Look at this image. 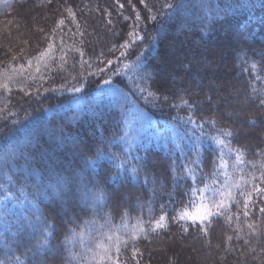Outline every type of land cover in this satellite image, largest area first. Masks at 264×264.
<instances>
[{"label":"trees","instance_id":"1","mask_svg":"<svg viewBox=\"0 0 264 264\" xmlns=\"http://www.w3.org/2000/svg\"><path fill=\"white\" fill-rule=\"evenodd\" d=\"M145 2L151 6L154 0ZM171 2L175 11L153 21L146 19L151 14L140 0H54V6L45 0H0V83L11 88H0V260L5 264L16 257L24 264H69L71 254L78 257L71 264H96V244L138 228V218L147 229L161 209L171 217L184 205L194 210L191 205L201 199L210 203L224 185L221 151L226 171L245 192L226 213L231 222L212 217L204 236L190 221L169 219L166 230L138 242L139 264H264V195L253 190L264 187V112L258 100L243 107L257 123L241 125L231 138V149L243 152L239 163L227 141L221 148L210 140L217 135L210 125L202 136L188 123L192 116L197 123L215 119L217 127H237L229 113L240 108L246 92L255 96L264 90V71L258 68L261 79L246 71L252 62L264 65V0ZM65 3L75 19L65 13V25L52 36L53 20L59 18L54 8ZM50 42L57 46L56 59L41 61L37 72L33 57ZM122 43L129 47L121 48ZM65 53L63 64L59 57ZM125 65L129 69L113 73ZM100 66L107 71L99 72ZM149 91L170 99L157 100ZM189 93L197 101L194 110L172 106ZM97 148L105 158L93 166ZM117 171L119 183L107 179ZM75 173L80 175L67 187L49 186L55 176ZM206 186V192L198 191ZM38 216L55 228L51 248L34 254L39 233L32 225ZM86 230L89 239L80 248ZM120 259L136 264L130 250Z\"/></svg>","mask_w":264,"mask_h":264},{"label":"snow or ice","instance_id":"2","mask_svg":"<svg viewBox=\"0 0 264 264\" xmlns=\"http://www.w3.org/2000/svg\"><path fill=\"white\" fill-rule=\"evenodd\" d=\"M45 3L48 6H54V0H45ZM140 3L144 5L145 8L148 9V12L151 14L150 18L151 20L155 21L157 19V15H171L167 10H173L175 11L176 5H174L171 0H154V3L150 6L148 3L145 2V0H140ZM60 7L63 8V12H60ZM119 7L123 8L124 5L120 4ZM55 12L59 14L58 19L53 20V28L51 29V35L55 36L58 29H62L65 25V20L67 17L65 16V13H67L68 17H72L75 19V12L73 11L72 7H69L66 3L62 4L60 6H56L54 8ZM155 10V12H154ZM154 12V14H153ZM127 19V17H125ZM141 19L139 13L136 15V20L139 21ZM77 28H79V25H77ZM38 32L43 33L45 31L44 27H37L36 29ZM81 36L84 35L83 32L80 33ZM133 35H137L138 33H133ZM140 39H143V37H140ZM63 43V41H62ZM121 48L127 49L129 47L128 43H122L120 45ZM54 50H57V46L54 45L53 42H50L47 44V47L40 51L39 56L33 57L37 61L36 71L38 72L40 70L39 64L41 61H45L48 59L55 60L56 57L54 55ZM8 51H11L9 48ZM20 56L24 55L23 50L19 53ZM84 53L81 52L80 56L83 57ZM121 55H125V53H121ZM66 53L64 55H61L59 57V60L66 64ZM17 56L13 55L12 60H16ZM139 59V58H138ZM264 59V57H262ZM86 63V61H85ZM105 62L101 61V65H103ZM108 66L110 67L112 65V61H107ZM29 67L32 66V60H28ZM47 66V65H45ZM129 65H125L123 69L117 70L112 69L113 73L115 75H120L122 72L129 69ZM139 67V65H137ZM21 68H23V65H21ZM264 71V65H257V63L252 62L249 64L248 69L246 71H249L251 74L252 72H256V79H261L259 75V71ZM15 72L16 70L13 69ZM98 71L103 73L107 71V69L103 66L98 67ZM92 75H95V73H92ZM6 79L11 80L12 77H6ZM75 79V77H73ZM104 84L110 85L111 80L110 79H104ZM0 88H3L6 91H11V88L9 87L8 83H0ZM20 91H24L23 88L20 89ZM73 91L76 93H79L82 91V89L79 86H73ZM138 91L143 92V89H138ZM256 91V90H254ZM233 94L239 95V91L236 90ZM149 96L154 97L155 99H163L165 102H167L170 97L167 94H161L159 97H155V94L150 92L148 93ZM173 95H176L174 92ZM232 95V94H230ZM179 103H174L172 106L175 108H181L184 107L188 110H194L196 108L197 101L193 98L192 94H188V98L186 99L184 96H179ZM209 100L212 99V97H208ZM249 100H258L259 106L261 108V111L264 112V90H260L256 93L255 96H249L247 92L245 93L244 101L240 102V108L236 109L233 108L232 112L229 113L230 116L234 118L233 123L237 125V127H217V121L215 119L205 121L204 123H197L195 120H193L192 116L188 117V123L195 125L196 130L200 131L202 136H207V133L204 131L205 124H208L211 126V128L215 129L217 132V135L211 136L210 140L218 147L223 148L227 144L229 146V151L233 152L235 154L236 161L242 162V156L243 152L240 149L232 150L230 147L231 138L234 136L239 135V133L243 130L241 125L243 126H254L257 121L253 116H249L248 113H245L243 111L244 104L248 102ZM228 103L231 105V101L229 100ZM104 153L102 148H97L96 154L94 157L90 158V164L95 166L96 162L100 159H104ZM218 159L220 161L219 168L224 169V185L222 188L216 189L217 196L212 199L210 203L204 202L203 199H201V202L197 204H192V209L190 210L188 205H184L182 208L178 210H174V214L169 217L168 214L164 212L163 209H161V214L157 217H153L152 220L148 222V228L143 227V221L138 218V223L140 226L136 229H134L131 232L125 233L123 235H107L106 239L109 241V243L104 242H98L96 244V248L99 249V251L95 252L93 255V259L96 261V264H121L120 257L122 256L124 251H131V260L136 261V264H139V248L137 247L138 242L143 240L149 239V233H159L161 230H166L168 227V221L171 219L172 221H190L192 225L197 226L199 232H201L204 236L209 235V228L212 225V217L217 216H224L229 222H231L232 217L229 215H226L228 209L232 206L233 203H240V201L236 200V196H245V192L241 188V181L237 179H233L228 172L226 171V162L224 161V153L221 151L218 154ZM124 164H126V160L123 161L121 164H118V168H123ZM261 167H264V165H261ZM52 171V170H49ZM126 171V169H125ZM132 172L134 174L136 173V168L132 169ZM32 175H39V172L36 169H32ZM79 173L73 174V176L69 177H63V176H55L56 183L53 185H49L50 187L55 188H64L67 187V185L73 181L74 177L79 176ZM127 178L126 176L124 177ZM107 179H111L119 183L121 181L120 172L117 171L116 174L112 177H109ZM253 179H256L253 177ZM262 183H264V175L260 178ZM233 189H236V192H233ZM207 186L204 189H198L199 192H206ZM253 190L260 193L261 195H264V187H258L256 185H253ZM248 197H251V192L247 193ZM5 200L8 199L7 196L4 198ZM138 204L140 202L138 201ZM244 208L247 209L249 206L248 199H245L243 201ZM140 207L143 208L144 205L140 204ZM151 211V209H149ZM261 213H264V208L260 209ZM126 215V213L122 214L123 216ZM244 216H248V212L244 211ZM38 224L32 225L34 232L39 233V238H37V242L35 246L31 249L34 254L38 252L42 248H51V245L49 243V238L53 235V231L55 228V225L50 222L47 219L37 217ZM249 227H253L252 225H249ZM189 231L188 227H183V232L187 233ZM69 235V232H65V236L67 237ZM155 238V237H153ZM232 237L228 236L227 240L231 241ZM78 257L75 254L70 255L69 264H71V260H76ZM0 264H5V261L0 260ZM13 264H24V261L20 257H16ZM123 264H128L127 261H124Z\"/></svg>","mask_w":264,"mask_h":264},{"label":"rangeland","instance_id":"3","mask_svg":"<svg viewBox=\"0 0 264 264\" xmlns=\"http://www.w3.org/2000/svg\"><path fill=\"white\" fill-rule=\"evenodd\" d=\"M233 192H236V189H233ZM88 239H89V231L86 230V233H84L82 237L78 240L79 247L80 248L85 247L87 245ZM94 250L95 252L99 251V249L97 248H95Z\"/></svg>","mask_w":264,"mask_h":264}]
</instances>
